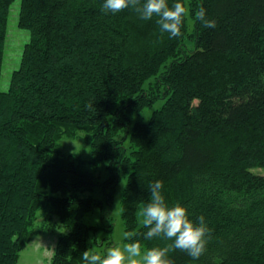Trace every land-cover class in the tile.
Instances as JSON below:
<instances>
[{
    "label": "trees",
    "instance_id": "16d2710c",
    "mask_svg": "<svg viewBox=\"0 0 264 264\" xmlns=\"http://www.w3.org/2000/svg\"><path fill=\"white\" fill-rule=\"evenodd\" d=\"M12 1L0 0V74ZM103 2L19 0L29 39L0 89V264L54 217L66 230L48 264H84L99 227L82 218L104 199L82 193L100 185L111 201L122 176L126 243H171L146 240L140 221L160 180L170 206L212 230L198 260L174 250L172 264H264V0H183L192 17L177 38ZM200 7L214 28L194 20ZM77 131L91 161H106L103 180L56 149Z\"/></svg>",
    "mask_w": 264,
    "mask_h": 264
},
{
    "label": "clouds",
    "instance_id": "9594fccd",
    "mask_svg": "<svg viewBox=\"0 0 264 264\" xmlns=\"http://www.w3.org/2000/svg\"><path fill=\"white\" fill-rule=\"evenodd\" d=\"M125 9L134 10L141 20L156 18L160 32L169 38L182 35L186 19L192 17V10L183 0H104L102 11L116 14ZM194 20L206 28H214L215 20L206 17V10L200 7ZM150 199L140 210L142 224L147 228L146 240L162 238L171 243L164 247L142 248L140 242H128L113 246L102 253L91 248L82 253L84 264H172L168 258L171 251L179 250L198 260L206 251L211 239V229L205 217L199 216L194 222L189 218L186 207L180 203L170 206L162 193L163 183L156 180L148 186ZM125 239H130L125 237Z\"/></svg>",
    "mask_w": 264,
    "mask_h": 264
},
{
    "label": "rangeland",
    "instance_id": "374dc122",
    "mask_svg": "<svg viewBox=\"0 0 264 264\" xmlns=\"http://www.w3.org/2000/svg\"><path fill=\"white\" fill-rule=\"evenodd\" d=\"M19 0H13L8 14L6 39L4 54L0 74V89L8 87L12 71L20 63L21 53L25 42L29 39V31L18 24ZM159 106V103L155 104ZM151 108H146L143 112L132 115L134 120H147ZM56 149L65 153H74L80 159V167L92 172L98 180H103L106 175V161L93 163L89 141L83 131H77L75 136H63L58 141ZM255 170V169H254ZM261 171L260 169H256ZM255 170V171H256ZM125 183L122 176L115 186L113 197L108 201L101 186L98 185L93 192L86 191L82 195H91L98 199H104L101 208L87 212L83 216V221L88 224L97 225L96 232L89 235L90 247L98 253L104 252L113 246L122 245L124 241L123 222L120 216L121 191ZM40 222L41 220L38 219ZM140 221L141 218H140ZM48 228L32 235L27 245L20 251L16 264H48L53 253L57 235L64 232L66 228L62 224L55 223V217L47 224ZM96 236V237H95ZM97 241H95L96 239Z\"/></svg>",
    "mask_w": 264,
    "mask_h": 264
}]
</instances>
